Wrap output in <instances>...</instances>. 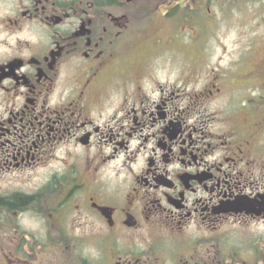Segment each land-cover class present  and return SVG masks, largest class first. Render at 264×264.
<instances>
[{
	"label": "flooded vegetation",
	"instance_id": "1",
	"mask_svg": "<svg viewBox=\"0 0 264 264\" xmlns=\"http://www.w3.org/2000/svg\"><path fill=\"white\" fill-rule=\"evenodd\" d=\"M218 3L0 0V264H264V52L222 64Z\"/></svg>",
	"mask_w": 264,
	"mask_h": 264
},
{
	"label": "rangeland",
	"instance_id": "2",
	"mask_svg": "<svg viewBox=\"0 0 264 264\" xmlns=\"http://www.w3.org/2000/svg\"><path fill=\"white\" fill-rule=\"evenodd\" d=\"M218 4L215 10L218 11L221 33L217 41H222L228 47L227 53L219 50L220 56L224 59L222 64L237 56L239 46L236 43L249 41L258 43L256 47L259 49L255 51L257 54L251 60V63H254L260 57V53L264 52V0H219ZM107 247L110 256L112 250L110 243ZM90 251L93 260H96L99 254L94 239L91 241ZM60 261V258L56 259L57 264Z\"/></svg>",
	"mask_w": 264,
	"mask_h": 264
}]
</instances>
